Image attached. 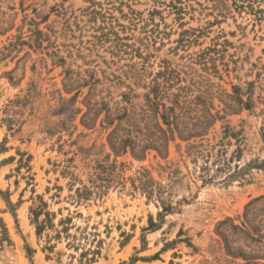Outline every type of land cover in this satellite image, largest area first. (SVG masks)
<instances>
[{"label":"rangeland","instance_id":"obj_1","mask_svg":"<svg viewBox=\"0 0 264 264\" xmlns=\"http://www.w3.org/2000/svg\"><path fill=\"white\" fill-rule=\"evenodd\" d=\"M145 94L204 136L136 155L83 120L143 125ZM258 197L264 0H0V264H264Z\"/></svg>","mask_w":264,"mask_h":264},{"label":"trees","instance_id":"obj_2","mask_svg":"<svg viewBox=\"0 0 264 264\" xmlns=\"http://www.w3.org/2000/svg\"><path fill=\"white\" fill-rule=\"evenodd\" d=\"M112 34L115 35L114 41L116 48L122 46V44H120L121 40L118 35L115 34V32H112ZM123 98L124 100L127 99L128 95L124 94ZM130 102L131 101H129V103ZM87 103L88 110L83 114L84 122L87 120H92V113L95 114V120H98L102 113H105V117L102 119V121L105 122L109 127L114 126L108 135V139L112 149L116 152H126L128 148H131L132 152H134L136 155L137 153L142 151L145 152L148 149H154L160 152L162 147H166V143H169L171 138L174 137L176 133L184 140H192L194 138L204 136L205 128L208 126L207 122L201 121L185 126H179V114L176 111L179 103L172 102V105L168 106L161 100V97L158 96V94H156L154 97L145 94V103L140 113L141 117L137 118L140 120V122L144 121L143 125L131 120L133 116L130 114L128 106H117L113 109L104 101L94 103L88 101ZM121 111L123 112L120 114ZM153 112L156 114V122L152 125L149 122V118ZM115 121H117L116 124ZM164 126H167V128ZM193 148H195L194 145L189 147L190 150H193ZM140 178L142 187H144L147 184V179H144L145 177ZM101 188L102 185L99 183L98 178L96 177L92 181V187L83 185L82 187H78L76 192L79 198H86L92 194L94 189L100 192L102 190ZM158 199L162 202V195L159 194ZM261 200H264V197H258L254 199V201H252L248 206H253V204ZM171 208V206H164V210H170ZM260 211L262 210L255 207L248 209L246 213L248 219L246 225H244V230L246 232H251V230H254L253 226L251 225V221L253 220V217H256ZM34 214L35 217H39V212L35 211ZM48 215L49 213L46 212V216ZM1 230L0 242H3L6 228L3 227Z\"/></svg>","mask_w":264,"mask_h":264}]
</instances>
